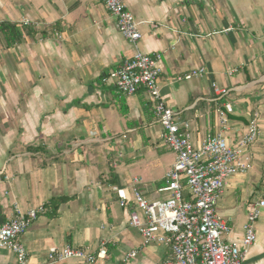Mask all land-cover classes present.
Listing matches in <instances>:
<instances>
[{
    "label": "crops",
    "instance_id": "0c3cea01",
    "mask_svg": "<svg viewBox=\"0 0 264 264\" xmlns=\"http://www.w3.org/2000/svg\"><path fill=\"white\" fill-rule=\"evenodd\" d=\"M123 1L141 34L136 44L119 34L104 0H0V24L23 27L13 47L0 33V226L16 208L45 207L21 238L30 264H81L47 259L65 246L105 248L95 264L166 259V246L143 245L130 226L129 200L134 180L149 200L166 197L158 190L175 155L163 147L148 94L125 96L102 82L137 51L161 55V97L190 123L196 147L218 134L232 146L251 122L260 131L251 169L227 179L216 209L231 228L226 241L241 242L248 208L264 198V0ZM198 69L197 78L178 80ZM56 198L69 201L50 217ZM254 229L245 264H264V209ZM0 264L15 256L0 248Z\"/></svg>",
    "mask_w": 264,
    "mask_h": 264
},
{
    "label": "built area",
    "instance_id": "2783aa9c",
    "mask_svg": "<svg viewBox=\"0 0 264 264\" xmlns=\"http://www.w3.org/2000/svg\"><path fill=\"white\" fill-rule=\"evenodd\" d=\"M104 5L115 18L123 39L136 44L141 34L124 1L104 0ZM161 59L160 54L137 51L102 79L103 83L114 85L125 96L135 95L140 90L148 94L154 103V115L164 130L163 147L175 155L174 164L166 175L167 185L158 190L166 197L149 200L137 188L139 181L134 180L130 200L123 190H117L120 206L127 208L129 201L134 205L130 226L138 230L143 245L166 246L168 255L160 264H245L256 241L254 223L264 209V198L248 208V223L239 243L225 240L231 228L216 209L227 179L251 169L248 150L257 141L260 131L256 123L251 122L249 131L232 146L218 134L207 135L203 144L196 147L191 139L190 123L181 120L180 111L169 108L161 97L158 87ZM203 73V69L191 70L178 80H191ZM214 91L219 96L227 94L224 89L215 88ZM226 122L221 115L225 129ZM3 174L0 172V183ZM43 212V207L27 212L16 208L15 216L0 226V248L15 256V264H30L21 238ZM136 254L132 251L126 259ZM106 257L107 251L103 247L97 254H92L86 249L65 246L54 248L47 255L49 261L77 259L81 264H95Z\"/></svg>",
    "mask_w": 264,
    "mask_h": 264
},
{
    "label": "trees",
    "instance_id": "16d2710c",
    "mask_svg": "<svg viewBox=\"0 0 264 264\" xmlns=\"http://www.w3.org/2000/svg\"><path fill=\"white\" fill-rule=\"evenodd\" d=\"M22 28H23L22 26L10 24V23L0 24V33L4 37V41L7 47H13L22 41L23 38ZM185 197L187 198L186 195ZM67 201H69L68 198L52 199L50 201V203L52 204V209H51L52 213L49 216L50 217L54 216L57 213L59 206L62 203H66ZM43 208L44 210H46L45 207Z\"/></svg>",
    "mask_w": 264,
    "mask_h": 264
},
{
    "label": "rangeland",
    "instance_id": "374dc122",
    "mask_svg": "<svg viewBox=\"0 0 264 264\" xmlns=\"http://www.w3.org/2000/svg\"><path fill=\"white\" fill-rule=\"evenodd\" d=\"M162 184H159V186H161Z\"/></svg>",
    "mask_w": 264,
    "mask_h": 264
}]
</instances>
